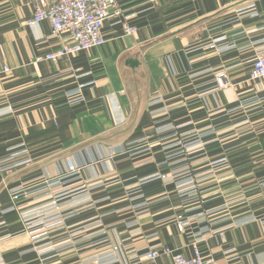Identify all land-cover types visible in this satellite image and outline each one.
I'll return each mask as SVG.
<instances>
[{
	"label": "crops",
	"instance_id": "0c3cea01",
	"mask_svg": "<svg viewBox=\"0 0 264 264\" xmlns=\"http://www.w3.org/2000/svg\"><path fill=\"white\" fill-rule=\"evenodd\" d=\"M37 1L0 0V264H264V0H118L106 42L57 62ZM220 68L233 86L200 97Z\"/></svg>",
	"mask_w": 264,
	"mask_h": 264
},
{
	"label": "built area",
	"instance_id": "2783aa9c",
	"mask_svg": "<svg viewBox=\"0 0 264 264\" xmlns=\"http://www.w3.org/2000/svg\"><path fill=\"white\" fill-rule=\"evenodd\" d=\"M121 15L122 9L118 0H38L34 4L33 14L26 19V23L48 21L50 33L53 37L63 40L67 38L55 49L49 50L44 55V59L50 62H57L66 56L79 54L88 49L102 46L106 42L103 31L105 23L108 19ZM122 30L124 34L133 35L137 28L125 21L122 24ZM8 69L7 66L3 67L4 71H8ZM248 79L264 81V46L255 51L251 69L248 71ZM231 86H233L231 74L226 69L220 68L213 72V78L209 86L204 88L199 95L203 97L208 94L218 93ZM170 119L171 110L163 106L153 114V125L168 122ZM149 139H145V144L148 147H159L161 145L160 141ZM115 154V151L109 152L110 157ZM68 170L73 173L78 169L72 162H68ZM207 172L209 171L194 172L193 176L201 178ZM150 177H157L161 180L170 178L166 173L160 172ZM187 187L192 190L191 192H195L193 180L188 184L181 183L179 189L184 191ZM14 197L16 198L17 196L14 195ZM51 219L53 218H47V220ZM181 228L182 225H179V229ZM204 232L208 234L209 229L206 228ZM163 255L170 256L172 264H217L214 256L209 253L203 254L197 244L192 245L191 255H185L179 250H174L166 245L151 246L144 253V257L147 260H153ZM87 264H105V262L100 258H95Z\"/></svg>",
	"mask_w": 264,
	"mask_h": 264
},
{
	"label": "rangeland",
	"instance_id": "374dc122",
	"mask_svg": "<svg viewBox=\"0 0 264 264\" xmlns=\"http://www.w3.org/2000/svg\"><path fill=\"white\" fill-rule=\"evenodd\" d=\"M249 80V79H248ZM186 172H187V175H193L194 174V172L193 171H189V170H186ZM263 181V183H264V180H262ZM260 182L261 181H259V184H260ZM261 185V184H260ZM197 191L195 190V192L194 193H196Z\"/></svg>",
	"mask_w": 264,
	"mask_h": 264
}]
</instances>
